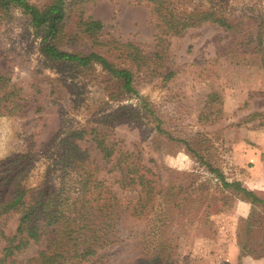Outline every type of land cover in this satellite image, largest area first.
I'll list each match as a JSON object with an SVG mask.
<instances>
[{"label": "rangeland", "instance_id": "374dc122", "mask_svg": "<svg viewBox=\"0 0 264 264\" xmlns=\"http://www.w3.org/2000/svg\"><path fill=\"white\" fill-rule=\"evenodd\" d=\"M226 6L239 15L244 8H253L264 22V0H227ZM82 16L102 22L99 44L81 35L63 42L62 48L97 51L116 64L129 65V59L121 55L122 44L136 45L145 62L134 70V86L158 115L165 132L155 129L153 122L137 118L133 112L138 108L136 95L121 97L98 67L84 82L72 78L62 65L48 63L40 54L38 38L15 10L11 22L0 19V71L20 88L21 112L0 115V161L30 154L37 160L26 182L35 185L44 170L42 157H53L50 151H43L49 138L88 122L92 115L124 105L133 116H121L112 123L114 132L106 138L108 145L115 153L120 148L139 155L156 175L161 192L155 209L175 201L188 208L183 215L176 214L181 212L180 206L173 208L169 231L162 237L171 245L170 264H264V203H252L232 189L222 188L206 164L177 140H186L228 181L238 180L264 198V43L256 45L257 29L249 38L201 23L167 35L161 42L157 17L144 2L91 0L83 5ZM65 28L74 31L73 15L66 19ZM169 71L173 74L166 78ZM36 89L39 93L35 95ZM111 94L115 96L109 98ZM84 144L103 167L99 151L89 141ZM109 167L104 166L100 174L111 183L116 172L106 173ZM112 188L123 198L134 197L121 192L115 183ZM152 218L153 213L136 225L125 214L123 236L137 228L146 230ZM16 221V215L8 217L3 230L12 233ZM131 239L108 249L111 254L96 264L132 262L142 244ZM2 246L0 240V250ZM35 249L28 248L21 257L31 256Z\"/></svg>", "mask_w": 264, "mask_h": 264}, {"label": "trees", "instance_id": "16d2710c", "mask_svg": "<svg viewBox=\"0 0 264 264\" xmlns=\"http://www.w3.org/2000/svg\"><path fill=\"white\" fill-rule=\"evenodd\" d=\"M88 1L91 0H0V19L11 22L14 11L19 10L38 38L40 54L48 63L62 65L72 78H82L84 82L91 78L87 76L92 69L98 67L121 97L136 95L138 108L133 112L137 118L153 122L155 129L165 132L158 115L145 98L137 94L134 86V72L145 62L136 45L122 44L121 55L129 59V65L116 64L97 51L62 48L63 42L74 41L81 35L99 44L102 22L82 16L83 5ZM134 1L151 7L157 17L161 42L165 36L179 34L187 27L212 23L234 30L241 37L253 38V31L257 29L256 45L264 43V22L259 20L253 8L246 7L239 15L227 8V0ZM72 15L75 29L69 32L65 21ZM172 74L169 71L165 76ZM19 89L6 73L0 71V115L14 116L21 112ZM37 93L39 89L35 95ZM121 116L130 119L133 113L129 114L121 105L109 113L92 115L88 122H79L49 138L43 151H50L53 157H42L44 170L35 185L26 182V175L37 160L30 154H17L3 159L4 163L0 161V240L3 242L0 264H96L111 254L108 249L123 243L126 238L137 239L135 241L142 247L132 262L116 264L171 263V245L162 237L169 231L173 208L181 207V212H176L179 215L188 213V208L185 203L175 201L155 209L156 198L161 192L156 175L143 164L139 155L120 148L115 153L108 145L106 138L114 132L112 123ZM169 137L174 139L170 134ZM177 140L206 164L222 188L232 189L252 203H264V198L257 197L240 181H228L220 169L204 161L186 140ZM88 141L99 151L104 166L110 165L106 173L116 172L111 183L100 174L104 166L101 167L89 153L84 144ZM112 183L117 184L121 192L133 193L134 197L123 198L112 188ZM152 213L146 230L137 228L126 238L123 236L121 222L125 214L139 225ZM12 215H16V226L7 234L3 226ZM33 246L36 247L34 253L22 258L21 255Z\"/></svg>", "mask_w": 264, "mask_h": 264}]
</instances>
